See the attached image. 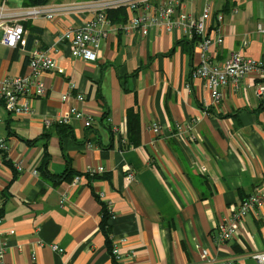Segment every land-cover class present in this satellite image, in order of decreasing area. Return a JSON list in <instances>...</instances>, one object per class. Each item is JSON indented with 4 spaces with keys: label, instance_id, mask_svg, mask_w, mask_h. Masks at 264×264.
I'll use <instances>...</instances> for the list:
<instances>
[{
    "label": "crops",
    "instance_id": "1",
    "mask_svg": "<svg viewBox=\"0 0 264 264\" xmlns=\"http://www.w3.org/2000/svg\"><path fill=\"white\" fill-rule=\"evenodd\" d=\"M2 3L12 15L28 8L23 0ZM206 5L209 33L224 40L207 55L210 64L223 66L233 54L264 61V0H184L195 19ZM87 19L83 13L30 18L20 23L24 48L0 45V78L27 74L28 53L37 46L55 60L39 77L46 92L33 99L31 115L15 116L0 103V138L10 157L0 168L6 264H115L101 227V193L113 208L110 240L125 264H201L202 250L220 262L258 264L253 255L264 252V96L257 89L264 80L250 75L221 87L217 101L204 80L192 77L203 61L198 45L182 31L158 27L147 37L111 33L97 61L86 62L57 41ZM72 108L92 116L93 127L77 120L45 126V119ZM131 111L139 120L137 147L127 143ZM89 167L105 172L77 185L73 178L57 185L50 179ZM253 194L262 196L261 206L222 243L220 226Z\"/></svg>",
    "mask_w": 264,
    "mask_h": 264
},
{
    "label": "built area",
    "instance_id": "2",
    "mask_svg": "<svg viewBox=\"0 0 264 264\" xmlns=\"http://www.w3.org/2000/svg\"><path fill=\"white\" fill-rule=\"evenodd\" d=\"M92 7L97 8H120L125 7L129 13L128 22L124 26L114 28L113 32L122 31L127 35L139 31L142 36L149 35L151 29L158 27L167 31H182L190 35V38L196 37L199 39L198 48L202 54V65L194 70L193 78L201 79L206 82L207 89L210 91L215 100H221L222 94L219 91L221 87L237 84L243 78L250 75H257L264 80V61H257L253 59H246L241 54H233L230 59L222 66H214L208 62V54L215 45L223 44L222 36L215 39L209 33V22L211 20L212 10L211 6L206 5L202 15L199 18H193L184 10V0H105L98 4H92ZM82 8H89L85 5ZM75 7L67 6H43V7H28L19 15H12L5 3L0 4V30L2 36L0 37V45L15 49L19 46L25 47V31L20 24L24 20L30 18L45 17L53 20L57 15L68 13L74 10ZM223 17L219 16L221 21ZM216 32V31H215ZM96 25L92 21L88 22L86 26L77 29L69 28L64 30L57 44H70L73 55L86 62L95 63L98 58V44L95 40ZM28 73L17 77H3L0 78V103L4 106L8 113L15 116L31 115L33 112L32 101L36 97H43L46 89L43 83L39 81V77L49 72L53 67L55 60L50 51L40 50L37 46L28 53ZM257 93L260 97L264 96V86H259ZM69 95L63 96V101H67ZM80 102L82 97H78ZM79 110L72 108L67 114L54 120L45 119L46 127L52 125L66 126L74 116H81ZM89 126L90 122L87 121ZM155 132H159L156 127ZM5 163H10L9 146L4 138H0V168ZM15 170L23 171V166L19 163L14 164ZM104 168H89L87 173L89 175L101 174ZM37 175V171L34 172ZM135 179L134 173L129 169L127 181L131 182ZM79 179L77 178V181ZM101 199L105 198L104 194H100ZM105 202V201H104ZM107 211L112 214V206L109 202H105ZM262 203V196L253 194L245 199L238 209L232 214V217L227 223L220 226L219 240L222 243L233 240L238 234L239 229L244 224L246 217H248L256 207H260ZM1 224V218H0ZM0 233V264L5 262V245L1 239ZM125 244L126 240L120 241ZM57 250V247H53ZM111 255L115 264H125L120 255V250L117 244L113 243ZM253 258L258 264H264V252H259L253 255ZM234 261L220 262L210 256L207 250H202L201 264H234Z\"/></svg>",
    "mask_w": 264,
    "mask_h": 264
},
{
    "label": "bare ground",
    "instance_id": "3",
    "mask_svg": "<svg viewBox=\"0 0 264 264\" xmlns=\"http://www.w3.org/2000/svg\"><path fill=\"white\" fill-rule=\"evenodd\" d=\"M103 1H105V0H83V1L74 2V3H70V4H59V5H50L49 4V6H61V5H63V6H67V7H75V9L69 11L68 14H70V13H72V14H78V13L87 14L88 15V19L84 22V24L82 25V27L86 26V24L88 22H90V21H92L93 23H95V25H96V37H95V40H96V43L98 44V50H99L100 49V46H101V42L105 38H107L109 36V34L114 33L113 32L114 28H116L118 26H124L128 22V19H129V13L127 11V8H125V7H120V8L112 7V8L102 9V8H97V7L94 8V7L91 6L92 4H98V3L103 2ZM85 5H89V8H82ZM37 7H43V6H37ZM121 9H123L124 11H126V15H127L126 16V20L127 21L123 25H119V24L114 23L112 21L111 15H110L111 12H117V11H119ZM137 32L141 35V33L138 30L135 31L134 33H137ZM117 33H123V34H125L122 31H118ZM78 113L81 116H79V117L74 116L73 119H72V121L68 125H66V127H69L70 125H72L75 120L83 122L84 127L87 128V129L93 127V118H92V116H90V115H88V114H86L84 112H81V111H78ZM87 121L90 122V125L89 126L86 125V122ZM87 146H88L87 147L88 150H90L91 147H92L90 144H88ZM89 168H98V167H89ZM88 169L85 170V173H82V174L81 173L74 174V176L72 177L73 178L72 179V184L77 185L82 179H85L86 177H92V178H94L95 176H101V175H103L104 172H105V169H104V172L101 173V174L89 175L87 173V170ZM77 178L79 179L78 181H77ZM97 197H98L99 201L101 202V204L102 203H105L101 199L100 194L97 195ZM65 201H66V199L65 200H62L61 201V204H64ZM103 207L104 206L102 205V208ZM106 209H107V206H106ZM108 215L110 217V220H112L115 217L113 208H112V214H109L108 213ZM0 218H1V224H0V228H1V226L3 224V221H4L3 211L1 209V207H0ZM0 233H1V230H0ZM5 250H6V247H5Z\"/></svg>",
    "mask_w": 264,
    "mask_h": 264
},
{
    "label": "trees",
    "instance_id": "4",
    "mask_svg": "<svg viewBox=\"0 0 264 264\" xmlns=\"http://www.w3.org/2000/svg\"><path fill=\"white\" fill-rule=\"evenodd\" d=\"M50 2H51V0H23V4L25 7L46 6V5H49ZM110 15L112 17V21L116 24L123 25L127 21L126 20V16H127L126 11H124L123 9H121L117 12H111ZM33 41H34L33 37H31L29 39V44L27 41L28 49L31 48ZM189 43L191 45H194V44L198 45L199 39H197L196 37H193V38H191V41H189ZM128 119H129L128 120V130L129 131H128V142L127 143L129 144V146L137 147L140 144V138H139L140 131H139L138 116L136 114H134L133 111H131V112H129ZM123 143H124V141H123ZM74 174H78V173H73L71 171H67L63 175L50 176V179L52 180L54 185H57L58 183L69 181L74 176ZM95 177H98V176H95ZM102 205L104 207H103V211H102L101 227L109 239V247L111 248L113 245V242H112V240H110V236H111L110 235V224H109L110 217H109L107 209H106V204L102 203Z\"/></svg>",
    "mask_w": 264,
    "mask_h": 264
}]
</instances>
